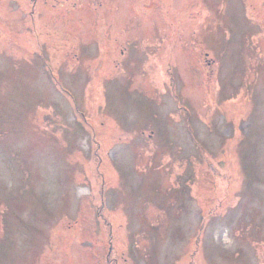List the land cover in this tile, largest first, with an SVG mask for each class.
<instances>
[{
    "label": "rangeland",
    "instance_id": "374dc122",
    "mask_svg": "<svg viewBox=\"0 0 264 264\" xmlns=\"http://www.w3.org/2000/svg\"><path fill=\"white\" fill-rule=\"evenodd\" d=\"M33 6L0 0V264H264V0Z\"/></svg>",
    "mask_w": 264,
    "mask_h": 264
},
{
    "label": "flooded vegetation",
    "instance_id": "af4514ba",
    "mask_svg": "<svg viewBox=\"0 0 264 264\" xmlns=\"http://www.w3.org/2000/svg\"><path fill=\"white\" fill-rule=\"evenodd\" d=\"M22 1L26 3L34 4L33 9H32V15H33L32 19L35 20V23H37L38 25V27L35 28L36 31H40L41 29L57 30V28L60 29L63 27L62 25H59L60 12L56 11V9H58V7H56L57 5L52 6V8L47 7L45 8V10H42L40 6H38V4L43 3V5H48V3H56V4L63 5L65 0H21V2ZM77 1H81V0H77ZM87 1H91V0H87ZM95 1H100V0H95ZM162 1L164 2L165 0H162ZM71 2L72 1H69L66 3H71ZM146 2L147 1H144V3ZM74 3H78V2L75 1Z\"/></svg>",
    "mask_w": 264,
    "mask_h": 264
}]
</instances>
